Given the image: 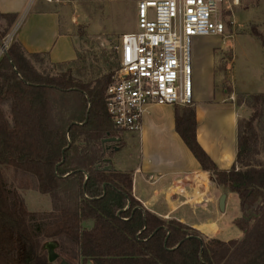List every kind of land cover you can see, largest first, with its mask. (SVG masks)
<instances>
[{
    "label": "trees",
    "instance_id": "1",
    "mask_svg": "<svg viewBox=\"0 0 264 264\" xmlns=\"http://www.w3.org/2000/svg\"><path fill=\"white\" fill-rule=\"evenodd\" d=\"M16 17L0 13V43ZM45 56L13 41L0 58V264H264V161L256 127L264 92L237 95V104L252 111L238 120L229 169H220L198 143L194 108L174 105L184 144L216 185L239 199L242 215L233 224L242 237L221 240L150 212L133 196L132 172L110 166L125 145L105 103L118 68L109 65L88 82L72 72L77 54L51 63L60 69L52 75L36 69ZM107 138L119 139L112 142L117 150L107 147ZM3 166L19 179L18 187L6 181ZM19 188L47 195L51 208L30 211ZM50 241L56 243L53 262L44 248Z\"/></svg>",
    "mask_w": 264,
    "mask_h": 264
},
{
    "label": "crops",
    "instance_id": "2",
    "mask_svg": "<svg viewBox=\"0 0 264 264\" xmlns=\"http://www.w3.org/2000/svg\"><path fill=\"white\" fill-rule=\"evenodd\" d=\"M29 2L32 10L19 17ZM50 3L0 0V13L17 14L9 31L28 54L45 53L49 63L72 61L76 58L72 25ZM214 37L196 36L191 41V106L198 143L220 169H229L236 160L237 123L248 117L249 109L237 104L242 92L222 86L224 75L217 68ZM129 134H122L125 145L115 152L110 166L132 172L135 199L160 218L176 219L206 237L220 239L229 196L236 194L217 186L214 177L202 170L175 130L174 105H148L140 130ZM222 193L226 194L223 212L219 209ZM248 214L253 215L252 210ZM91 224L84 223L86 227Z\"/></svg>",
    "mask_w": 264,
    "mask_h": 264
},
{
    "label": "rangeland",
    "instance_id": "3",
    "mask_svg": "<svg viewBox=\"0 0 264 264\" xmlns=\"http://www.w3.org/2000/svg\"><path fill=\"white\" fill-rule=\"evenodd\" d=\"M138 1H51L49 6L57 10L61 17L72 25L78 60L70 66L76 78L93 82L109 71V65L113 70L118 68L117 46L122 34L135 28ZM31 5L33 3L29 2L19 17L23 13L26 15L30 12ZM221 13L226 29L223 35L213 38V43L216 47L217 68L224 75L222 86L227 89L233 87L236 91L243 93L239 95L264 92V47L261 40L253 34L257 32L264 41V0H237L235 4L232 0H224L221 5ZM0 23L3 24L4 21L0 19ZM35 66L39 72L51 75L60 70L49 63L45 57ZM65 68L62 67L61 70ZM247 108L250 115L252 109ZM256 127L260 135L258 158L264 161V114ZM126 135L131 134L126 132ZM135 141L136 139H133L131 144L134 145ZM108 145L109 147L115 146L113 143ZM2 169L6 181L18 187L19 179L13 176L12 171L4 166ZM19 189L30 211H46L51 208L47 195L29 188ZM237 202V196L231 194L226 214L221 223V233L219 234L221 240L242 237V231L233 224V220L242 215L238 214ZM235 211L237 212L233 215Z\"/></svg>",
    "mask_w": 264,
    "mask_h": 264
},
{
    "label": "built area",
    "instance_id": "4",
    "mask_svg": "<svg viewBox=\"0 0 264 264\" xmlns=\"http://www.w3.org/2000/svg\"><path fill=\"white\" fill-rule=\"evenodd\" d=\"M223 1L137 2L135 28L120 37L119 66L105 92L115 129L138 132L150 104L191 105V41L196 36L224 34ZM12 42L13 33L9 31L1 39L0 58Z\"/></svg>",
    "mask_w": 264,
    "mask_h": 264
},
{
    "label": "water",
    "instance_id": "5",
    "mask_svg": "<svg viewBox=\"0 0 264 264\" xmlns=\"http://www.w3.org/2000/svg\"><path fill=\"white\" fill-rule=\"evenodd\" d=\"M119 139L118 138H107L104 139L105 142H117ZM118 147H115V150H117ZM225 199H226V194L222 193L219 197V209L220 211H224V207H225ZM55 247H56V243L53 241L47 242L44 244V248L47 250V254H48V260L50 262L55 261V259L57 258V254L55 252ZM60 264H69L66 261L62 260L60 262Z\"/></svg>",
    "mask_w": 264,
    "mask_h": 264
},
{
    "label": "bare ground",
    "instance_id": "6",
    "mask_svg": "<svg viewBox=\"0 0 264 264\" xmlns=\"http://www.w3.org/2000/svg\"><path fill=\"white\" fill-rule=\"evenodd\" d=\"M208 177V176H207Z\"/></svg>",
    "mask_w": 264,
    "mask_h": 264
}]
</instances>
